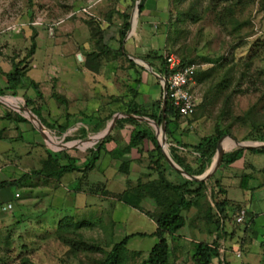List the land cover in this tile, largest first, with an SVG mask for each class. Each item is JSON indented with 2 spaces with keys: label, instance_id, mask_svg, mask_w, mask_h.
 <instances>
[{
  "label": "rangeland",
  "instance_id": "374dc122",
  "mask_svg": "<svg viewBox=\"0 0 264 264\" xmlns=\"http://www.w3.org/2000/svg\"><path fill=\"white\" fill-rule=\"evenodd\" d=\"M212 2L213 0H201L196 7L199 15L195 22L186 16L181 17L179 27L181 31H186V34L184 39L183 35L177 38L173 45L171 39L166 43V38H171L177 33L174 31L177 16L175 13L177 9L187 10L190 0H183L180 3L175 0H171V3L169 0H156L158 10L155 0H149L147 9L140 18L137 0H0V63L4 62L3 60L16 62V57L19 59L23 57L30 49L31 36L35 33L36 48L33 57L29 59L31 69L28 75L38 82V90L43 94L44 115H47L49 110L50 116L46 120L57 127V124H63L66 119H68L66 122H69L71 114H77L79 111L90 110L97 116H104L109 112L106 108L111 103L115 104L114 111L117 109H120V112L124 111L125 106L120 102L121 107L116 108L118 104L116 101L128 100V96H125L129 94L130 87L135 86V78L139 77L142 84L154 87L157 79L148 68L150 64L138 57L151 48L174 46L173 53L179 55V58L181 53L188 49L190 57L194 55L193 58L201 59L202 69L213 64L211 60L202 61L203 58L222 56L220 61L213 64L216 68L205 82L199 84L195 80L192 89L197 100L196 112L193 116L180 120V130L186 129L188 132L182 134L179 131L182 135L177 138L187 143L192 150L188 143L189 139L195 142L199 137L213 133L215 126L218 125L221 129L229 128L231 131V134L221 137L222 148L228 151L235 150L240 147L236 142L242 144L250 142L244 140L251 131L250 121L263 115L264 5L261 0H257L243 12L237 11L239 20L248 21L236 31H232L229 25L221 26L216 23ZM127 7L130 8L131 27L123 39V46L128 51L126 57L133 59L138 65L137 71L129 67L128 61L122 57L116 62H104L95 80L87 78L83 66L85 52H91L97 45L93 40L91 26L85 21L93 18L94 26L96 22H100L106 29L104 42L117 48L118 28L122 22L120 13ZM170 9L172 15L168 14ZM167 22L172 23L169 33L166 32ZM78 54L83 57L82 61ZM12 55L15 58L12 59ZM227 66H233L232 79L229 81L223 78ZM45 79L46 81L42 83ZM29 92L36 95V89L31 88ZM135 101L138 104L147 103V96L142 98L137 96L132 104H135ZM66 114L70 116L67 117ZM72 118L67 129L69 135L76 133L74 128L71 129V125L75 127V122H72L77 117ZM95 119V116L90 117V121L85 120L86 124H91ZM46 120L44 119L45 122ZM56 127L51 132L41 127L43 131L41 142L58 156L59 163L67 164L68 157L71 156L75 159L77 167L63 177V185L59 190L56 189L54 181L48 182L47 179L46 182L41 179L40 188L38 190L32 188L35 194L41 192L39 203L36 197L33 198V193L28 187L14 189L7 187L10 190H20L23 196L31 197L29 210L26 212L31 218L26 217L23 220L19 217L17 226L12 223L6 230L0 229V264H96L95 260L103 255L101 252L73 254L70 252V246L62 241L61 237L65 236L63 233H66L70 222L95 223L93 228L84 227L80 232L90 245L96 243L103 250H108L111 243L120 240L126 234L137 231L147 234L153 232L156 227L154 222L158 216L170 202L177 200L174 192L164 189L162 185L159 186L157 174L146 166L148 157L145 153L131 156L135 161L130 164L129 171L123 173L118 167L123 163L121 167L126 171V162L115 161L109 153L101 152L93 170L83 177V173L78 169L82 167L80 164L88 155L85 146L90 143L85 140L64 142L55 138L53 134L58 133ZM31 134L35 132L23 134V138H32ZM36 134L39 136V132ZM114 136L116 139L121 138L124 133L119 130ZM123 139L125 138L122 137L121 142ZM121 142L122 145L116 150H121L124 146ZM256 143L262 142L255 141L253 145ZM35 150V157H25L24 164L27 161L28 167L31 168L30 165L34 163L36 166L41 160L39 165L45 170L42 173L46 175L49 172L48 165L51 164L48 159H42L47 157L45 149L43 146L40 147L39 158L37 148ZM186 160L195 165V157L192 154H188ZM245 160L255 168L253 172L255 179L249 182L248 191H242L238 187L239 174L243 170V163L240 160L221 173L214 172V178L210 176L207 179V188L199 204L183 212L187 221L186 226L179 230V237L176 240L178 246L176 263L192 264L191 241L183 237L187 239L202 237L208 242L213 240L212 235L205 229L209 226L216 232L212 218L207 216L208 205L214 206L211 198L213 193L217 198H227L229 204L233 206L245 203L251 213L258 214V217L254 218V223H251V230H246L243 225L235 226L234 214L232 211L228 212L230 218H226L224 223L227 224L225 230L229 235L219 238L220 258L227 260L229 264H264V154L254 155L246 151ZM165 168L166 178L176 181L178 178L175 172L178 170L172 168L168 162ZM216 180L225 188L226 193H218L220 186L216 185ZM137 182L141 183V186L136 185ZM132 190L142 195L138 209L132 205L135 199ZM148 191L155 192L153 197L158 201L157 206L153 197H148ZM52 194L57 197L53 203L52 199L50 200V197L55 198ZM123 200L129 202L128 206ZM38 204L40 208L35 207ZM19 211L16 206L13 214L20 215L24 210L20 213ZM34 215L38 219L33 217ZM115 220L118 223H115ZM191 220L194 221L193 225H189L192 224ZM200 232H206V235L201 236ZM156 241L154 236L148 235L131 237L126 246L129 251L126 264H142ZM214 264L218 262L214 260Z\"/></svg>",
  "mask_w": 264,
  "mask_h": 264
},
{
  "label": "trees",
  "instance_id": "16d2710c",
  "mask_svg": "<svg viewBox=\"0 0 264 264\" xmlns=\"http://www.w3.org/2000/svg\"><path fill=\"white\" fill-rule=\"evenodd\" d=\"M149 0H139L138 3V12L139 18L147 9V2ZM176 2H182L183 0H175ZM257 0H213L211 7L213 8V17L218 25H229L232 31H236L239 27L244 25L247 20H239V13L243 12L249 5H252ZM260 1V0H258ZM262 1V5H264V0ZM171 3V0H169ZM201 0H190V6L187 10L176 11V27L173 40L171 38H166V43L173 42V45L177 42V38L183 35V39L185 37L186 31H181L179 27V22H181V17L186 16L191 18L193 22L196 21V17L199 15L196 11V7L199 6ZM156 5V0H155ZM154 5V7H155ZM210 7V8H211ZM157 9V5H156ZM158 10V9H157ZM238 11V12H237ZM172 10L170 9L168 14H171ZM122 17V22L119 26V39H118V47L115 48L110 46V44L104 42V34L106 29L101 26L100 22H96L95 26L93 22L95 21L93 18L86 20V24L90 25L92 28L93 40L96 43V49L91 52H85V59L83 60V66L93 73H99L103 67L104 62H116L119 58H125L129 67L134 68L135 71L138 65L133 59H129L126 57L128 51L123 46V39L127 34L128 30L131 27L130 24V8L127 7L123 12L120 13ZM172 23H166V32L169 33V28ZM170 37V36H169ZM31 47L27 51V53L23 56V58L18 61H12V70L4 73L7 82V89L12 90L13 94L17 92L16 89L23 88H33L36 89V95L33 97H29L28 95L24 96V101L27 107L31 106V111L33 114L37 116V118L41 121V123L47 128L56 127L54 124H50L49 122H45L43 116L41 115V111L45 104L44 97L42 93L38 90V83L32 80L29 77L23 75V70L29 66V59L33 56L35 51V33L31 36ZM172 46V43H171ZM174 46H165L157 47L155 49H149V51L145 54H141L140 57L142 60L148 62L152 67L153 71L158 75L167 77V69H166V56L170 53H173ZM181 53V52H180ZM179 56V55H178ZM194 56V55H193ZM190 57L189 50L187 49L185 53H181V61L182 63H196L199 67L196 70L194 79L199 84L205 82L212 74V70L215 69L214 63L220 61L223 57H215V58H203L202 61L211 60L213 63L211 67L202 69L200 67L201 59H197L196 57ZM223 78L225 81H229L232 79L233 66H227L224 70ZM140 78H135V86L130 87V91L132 93V100H134L138 96V88L141 84ZM157 85L160 86L159 81ZM2 90H0L1 94ZM40 101V102H39ZM132 101L130 102V106H128L123 114L129 115L123 118H119L116 121L114 128H121L123 124L130 123L132 128L129 132V141L124 145L121 150H114L109 153L107 151L106 144L109 141L113 140L112 133L106 135L102 140L98 141L95 146L90 150L89 155L81 168L78 171H81L84 177L89 171L93 170L96 162L100 158L101 152H107L109 154L115 152L116 158H119L123 153H128L133 148L140 147V151L146 142L149 146L147 151L148 163L147 168L154 171L159 179V183L164 187V189L174 192L177 200L170 202L164 209V211L158 216L156 219V227L155 230L151 233H131L124 235L120 240L113 242L110 244V248L108 250H103L98 244L92 243L91 245L80 232L84 227L93 228L95 223L88 221H78V222H70L67 226L66 233H63L65 236L61 237L62 241L70 246V252L75 254L78 252H95L102 253L103 255L100 258H97L96 264H126L128 260V249L127 244L131 237L133 236H154L157 241L150 248L147 257L144 259L142 264H178L177 260V242L178 239V231L186 225V218L183 214L184 211L189 210L192 206L198 205L199 200L204 195V191L207 188V180L206 181H195L193 179H189L184 177L180 172L176 171V177L178 178L176 181L168 180L165 176V166L167 164L165 160V156L162 152L161 146L158 144V140L156 137V130L150 124L144 121H138L134 118L136 117H145L157 125H160L162 122V114L164 113L165 120V139L168 143V150L171 158L174 162L180 166L183 170L188 172L193 176H199L203 174L207 169L211 167L214 163L217 155V142L218 140L224 136L225 134H231L229 128L221 129L218 125L215 126V130L213 133L209 135H203L199 137L197 143L191 145V149L187 143L183 142L177 136L180 135V132L183 134L187 133L188 130H180V120H185V117L181 116L172 106L171 100L169 98L166 99L165 109L162 110V92H160L157 99L150 105H136L132 106ZM10 114V113H9ZM67 117L70 115L66 114ZM95 116L98 121V126L95 128L100 129V127L106 126L107 122L112 119V113H110L105 118H100L96 115V113L91 115H86L85 117L90 118ZM68 119H66L67 121ZM64 122L63 124H57V130L60 134H65L69 127V122ZM93 122V121H92ZM251 131L245 137L244 140H249L250 142H262L264 143V108L263 115L260 118H256L251 120ZM80 125V124H79ZM83 125V124H82ZM88 125V124H87ZM86 125L77 128V132L73 136L65 135L63 138L64 142H72V141H81L88 136V131L86 130ZM180 131V132H179ZM179 132V133H177ZM181 134V135H182ZM180 135V136H181ZM189 151V152H188ZM249 151L251 153H262L264 154V148H237L235 150L224 152L222 161L214 174L221 173L224 169L228 167H233L237 161H242L243 170L239 174V189L242 191L249 190V182L254 179L253 172L255 171L254 166L245 160V153ZM47 158L55 162L57 164V169L53 172H48V174L60 177L65 172H72L76 169L75 159L68 158L70 161L66 165H60L57 159V155L53 153L51 150L46 149ZM186 154V155H185ZM188 154H192L195 157V165L188 163L186 157ZM113 156V155H112ZM114 157V156H113ZM250 169V170H249ZM42 173V171H40ZM212 175L211 178H214L215 175ZM210 178V179H211ZM216 185L220 186L219 181H215ZM16 181H8V182H0V188L9 186H15ZM79 186V184H78ZM138 186H141V183H138ZM225 188L221 186L218 189V193H226ZM80 189H78L79 191ZM212 203L214 206L208 205L207 207V216L212 218L213 223L216 226V237L212 240V242L208 243L206 241H191L192 250L190 252L192 264H214V260L218 262V264H229L227 260L220 258L219 249L221 247V243L219 242V238H223L222 236L229 235V233L225 230L226 222L224 220L226 218H230L229 211H232L233 215V223L235 226L243 225L244 229L251 230V223L253 224L254 218L258 217V214L251 213L245 204L238 203L233 206L229 204V200L227 198L221 199L217 198L216 195L211 193ZM214 211V212H213ZM243 214V220L241 222H236V218ZM232 216V215H231ZM194 221L191 220V223ZM229 249V247H228Z\"/></svg>",
  "mask_w": 264,
  "mask_h": 264
},
{
  "label": "crops",
  "instance_id": "0c3cea01",
  "mask_svg": "<svg viewBox=\"0 0 264 264\" xmlns=\"http://www.w3.org/2000/svg\"><path fill=\"white\" fill-rule=\"evenodd\" d=\"M78 56H79L80 60L82 61L83 57H81L80 54H78ZM13 58H15L14 55H12V59ZM21 58H23V57H21ZM16 59H17V61L19 60V58H17V57H16ZM3 61L4 62L0 63V90H2V92L0 94V182H8V181H14L15 180L16 184H15V186H13V189L14 188H18V187H28L29 191L31 193H33V198L36 197L35 199H37L36 201H37V203H39V201L41 199V196H40L41 192L35 194V191L32 188L35 187L38 190L40 188V184L42 182L41 179L43 181H46V182H47V179H48V182L49 181H54L53 183H55L56 186H57L56 189L59 190V188L63 185V183H62L63 177L69 175L70 172H65L60 177H53L52 178L51 176H53V175H50V174L44 175L43 173H40V171H42V172L45 171L42 168V166L39 165L41 160L39 161V164L36 163V166H35L34 163L32 165H30L31 168L28 167L27 161H26V164H24V160H26L25 157H35L34 155H35V152H36V150H35L36 148L38 150L37 154H39L38 158L40 157V147L41 146L44 147V149H45L44 151L45 152H46V149L51 150L50 148H48L46 146V144H43L41 142L42 133H43L41 127L45 128V129H49L50 132L54 128H46L41 123V121L37 118V116L32 113L31 106L27 107V105L25 104V101H24V96L25 95H28L29 97H33L34 96L33 94H31L29 92V90H31V88H28V89L27 88L16 89L17 92L15 94H13L12 90L7 89V82H6V78L4 76V73H7V72L12 70V63H11V61H5V60H3ZM28 64H29V62H28ZM30 69H31V66L29 65L28 67H26L23 70V72H24L23 75L26 76V77L31 78L28 75V72H29ZM85 72H86V75L88 76L87 78H92V80H95L97 78V76H98V73H93V72L89 71L86 68H85ZM154 78L157 79V82L159 81V79L157 77L154 76ZM44 81H46V79L43 80L42 83ZM42 83H41V86H43ZM143 86L146 87V88L144 89ZM136 87L138 88V96L139 97L142 98L143 96H147V103H142V105H147V106L152 104L157 99V97L159 96L160 92H162L161 85L159 86V85H157V83H156V85L154 87L153 86L144 85L142 83L139 86H136ZM44 88H45V86H44ZM128 93L129 94L125 96V97L128 96V100H123L124 103L122 102V100L116 101V102H118V104H116V108H120L121 107L120 103H122L123 106H125V109L128 106H130L129 105L130 102L131 101L133 102L132 93H131L130 89L128 90ZM134 103L135 104H132V106H134V107L136 105H141V104H138L136 101ZM114 105H115L114 103H111L106 108V109H109V112L106 115H104V116H99L98 115L100 118H105L110 113H112L113 116H112V119L107 122L106 126H104L102 128L100 127V129H97V130L95 129L98 126V123H97L98 121H96L97 119H95L93 122L91 121V124H88V125L86 124V121H85V120L90 121V118H87V119L85 118L86 115H91V114H94L95 112L93 113L90 110L89 111L85 110V111H79L77 114H71V118L72 117L73 118L77 117V119L74 118V121L72 122V123L75 122L74 123L75 127L73 125H71V129L74 128L75 132H77V128L78 127H82V126L86 125L85 128L88 131V133H87L88 136L85 139H83V140H85L86 142L90 143V144H88V146H85V148L87 147V149H88V155H89L90 150L93 148V146L96 145V143L99 141V139L102 140L104 138V136H106V135H108L110 133H112L113 140L109 141L106 144V147H107L106 149H107V151H109V153L111 151L116 150V148H118L119 146L122 145V144L120 145L122 137L125 138V139H123V142H121V143H124V145H126V143H128V141H129V132H130V129L132 128V125L130 123H126L125 122L123 124V127H121V128H114V126L116 124L117 119L129 116V115L123 114L122 112H120L121 111L120 109H117L116 111H114L113 110L114 109L113 108ZM43 109L41 111V115L46 120L47 118L50 117L49 116V110L48 111L46 110L48 114L44 115L45 110L43 111ZM118 114L119 115L122 114V115H120L118 117L117 116ZM80 116H82V117H80ZM71 118L69 120V125L71 123ZM134 118L136 120H138V121H144V122L150 124L151 126H153L155 128L156 137H157L158 144H159V134H160V132H159V127L158 126H160V125L156 124V126H155L153 124V121H151V120H149V119H147L145 117H136V116H134ZM46 121L49 122L48 120H46ZM115 129L118 132H119V130H120V132L123 131L124 136H122L121 138H117L116 139V137L114 136V133L116 131H112V130H115ZM30 131L33 132V133L35 132V134H33V135L31 134L32 138H27V137L23 138L24 137L23 134H27V133L30 134ZM54 131H53V133H54ZM36 132H39V136H37ZM58 133L57 134L54 133L53 135H54L55 138H59L61 140H63L64 136L67 134V132L65 134H63V135L60 134V133L58 134ZM69 133L67 134V136H73L74 135L73 133H72L73 135H69ZM49 138L51 139V137H49ZM85 141H83V142H85ZM93 141H95V143ZM165 141H166V139H165ZM197 141L192 142L191 139H189L188 143H189V145H193V144L197 143ZM52 142H54V141H52ZM252 143H254V142H252ZM167 146H168V143L165 142V147L167 148ZM148 148H149L148 144L146 142H144V145H143L141 151H140V147H138V148H133L128 153H123L119 158H116L115 152H114V154L111 153L110 155L113 158V160H115V161L118 160L120 162L121 160H123L124 162H126V164H127L126 171L123 170L124 168L122 169V167H121V165H123V163H120V166L118 167L119 171H121L123 173H126L130 169V167H129L130 164L133 161H135V160H133L132 157L135 154L142 155V154L145 153L147 155L148 153H147L146 150ZM224 150H225V152L228 151L226 149H224ZM253 154L255 155V153H253ZM256 154H258V153H256ZM45 155L47 156V153ZM88 155H87V157H88ZM87 157H85L83 162H85ZM70 158H72V157L70 156ZM42 159L47 160L48 158L46 157V158H42ZM34 160L35 159H33V161ZM69 161L70 160L68 159V163H69ZM83 162L80 165H83ZM50 164L52 166L48 165L49 172L55 171L57 169V164L55 162H52V161H50ZM60 165H66V164H61L60 163ZM45 178H46V180H45ZM50 178H52V180H49ZM254 179H255V177H254ZM253 180H251V181H253ZM138 183L139 182H137L136 185H138ZM151 183H153V182H150V184ZM158 183H159V181H158ZM57 184H60V185L58 186ZM160 185L161 184L159 183V186ZM56 186H54V187H56ZM7 187L8 186L0 188V229H2V230L3 229L6 230L7 226L12 224V223L15 226H17L19 221H20L19 217L22 218L23 220H24V218L28 217L26 215V212L29 210V204H30L29 201L31 200L30 196H23L20 190H13V189L10 190ZM148 193H149L148 197L151 198V197H153L155 192L148 191ZM16 194H18V196H16ZM45 195H46V193H45ZM31 196H32V194H31ZM54 197H55L54 199H53V197H50V200L52 199V203H53V200L57 199L56 196H54ZM134 197H135V199H133L134 200L133 201L134 204L132 203V205H133V207L135 209H138V207L140 205V201L142 199V195H141V193L140 194L136 193V190H135ZM175 197H176V195H175ZM152 199H153V201L155 200L154 197ZM123 201H124L125 205L129 204V202H127L126 200H123ZM174 201H176V200H174ZM154 202H155V204L157 206L158 205V201L155 200ZM6 204H11V208L9 210H2V206H5ZM243 204H245V203H243ZM16 206L18 207V209L20 211L24 210L23 211L24 214L22 212L20 215H14L13 214V209ZM35 207H39L40 208V205L38 204ZM20 211H19V213H20ZM33 217L38 219V217H36L35 215ZM28 218H31V217H28ZM33 220H34V218H33ZM151 221L154 222L152 219H151ZM115 223H118V222L116 221ZM193 224L194 223L189 224V225H193ZM155 225H156V223H155ZM205 229H207L209 231V234L212 235L213 239H214V237H216V232L212 231L209 226H207ZM133 233H145V232L137 231V232H133ZM178 233H179V231H178ZM205 235H206V232L205 233H201V236H205ZM183 238H185L186 240H189V241H206V242H208L205 238H202V237L201 238L199 237V239H187L186 237H183ZM220 241L222 242L221 239H220ZM210 242H212V240ZM210 242H208V243H210Z\"/></svg>",
  "mask_w": 264,
  "mask_h": 264
},
{
  "label": "built area",
  "instance_id": "2783aa9c",
  "mask_svg": "<svg viewBox=\"0 0 264 264\" xmlns=\"http://www.w3.org/2000/svg\"><path fill=\"white\" fill-rule=\"evenodd\" d=\"M198 67L199 65L196 63H182L178 56L170 53L166 56L167 77L158 75L161 87H165L162 95L166 99L169 98L171 100L174 109L183 117H191L196 112L197 100L192 87ZM51 143L55 144L52 141ZM10 208L11 204L2 206V210H9ZM242 220L243 214H240L236 218V222H241Z\"/></svg>",
  "mask_w": 264,
  "mask_h": 264
},
{
  "label": "water",
  "instance_id": "95a60500",
  "mask_svg": "<svg viewBox=\"0 0 264 264\" xmlns=\"http://www.w3.org/2000/svg\"><path fill=\"white\" fill-rule=\"evenodd\" d=\"M139 0H137V4H138ZM150 68V72L155 76L157 77L158 79L159 76L158 74H156L154 71H152L150 65H148ZM165 91V87L162 88V92L164 93ZM165 104H166V98L164 97V95H162V110L164 111L165 109ZM162 122L160 124L159 127V132H160V138H159V144L161 146V149H162V152L165 156V159L167 160L168 164L178 170L183 176H186L187 178L189 179H193L195 181H205L207 180L210 176H212V174L214 172H216V170L218 169L221 161H222V157H223V154L225 152V150L222 148L221 146V138L218 140L217 142V155H216V159L214 161V163L212 164V166L207 170L205 171L203 174L199 175V176H193L191 174H189L188 172H186L185 170H183L182 168H180L173 160L172 158L170 157L169 153H168V150L167 148L165 147V120H164V113L162 114ZM153 124L156 126V123L153 122ZM41 126V125H40ZM43 136V135H42ZM251 143V144H250ZM236 144L238 146H240V148H264V143H256V145H253L252 142H248V144H242V143H239V142H236Z\"/></svg>",
  "mask_w": 264,
  "mask_h": 264
},
{
  "label": "bare ground",
  "instance_id": "6f19581e",
  "mask_svg": "<svg viewBox=\"0 0 264 264\" xmlns=\"http://www.w3.org/2000/svg\"><path fill=\"white\" fill-rule=\"evenodd\" d=\"M134 24V23H133Z\"/></svg>",
  "mask_w": 264,
  "mask_h": 264
}]
</instances>
